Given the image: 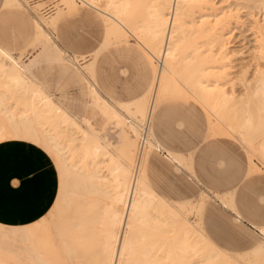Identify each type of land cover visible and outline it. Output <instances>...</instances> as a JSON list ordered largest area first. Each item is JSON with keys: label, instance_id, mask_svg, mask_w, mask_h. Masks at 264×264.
Returning a JSON list of instances; mask_svg holds the SVG:
<instances>
[{"label": "bare ground", "instance_id": "obj_1", "mask_svg": "<svg viewBox=\"0 0 264 264\" xmlns=\"http://www.w3.org/2000/svg\"><path fill=\"white\" fill-rule=\"evenodd\" d=\"M55 1L58 9L56 13L41 16L40 21L36 22V39L50 43L57 57L63 55L44 32L41 22L47 28H53L60 12L75 5H84L103 16L107 26L106 44L125 42L132 36L149 53L155 70L153 85L143 98L132 104L119 105L129 116L126 121L117 113L114 105L105 101L100 103L98 100H102L101 97L94 90L91 91L102 116L126 128L134 138L126 135L124 150L115 157L107 151L108 143H103L98 136L84 135L73 120L54 105L28 76L27 67L20 59L0 52V115L3 117L0 119V141L6 138L32 141L55 156L59 190L52 208L55 213L52 210L49 212L60 214L59 223L55 221L57 233L54 238L60 247L57 248L65 253L69 264H84V260H87V264H264V244L253 249L251 256L244 258L222 254L210 246L198 233L199 227L186 218L190 210L184 205L175 206L158 197L147 186L143 173L147 152L155 148L150 130L152 114L164 97L175 91L177 95L180 94L177 83L190 91L212 118L226 125L230 122L232 129L240 132L247 144L250 145L254 135L264 136V61L252 73L248 71L249 67H243V71L247 69L239 77L234 75L237 77L234 83L241 90L236 91L237 87L230 92V87H226L227 90L223 88L228 82L223 81L221 74L209 73L217 69L207 66L215 61L208 60L207 54L204 61L201 59V46L207 47L212 43L216 48L213 56H217L216 63L227 59L225 36L231 18L227 14V17H223L226 12L221 13L222 17L218 15L220 18L217 11L216 15L203 14L205 6L213 0ZM251 2L255 4H250V7L254 10L253 6L256 5L261 14L256 11L260 15L258 19L257 14L259 21L250 20L249 24L246 22L247 26L252 28L254 24L253 29H256L255 26L262 23L258 26L261 30L264 26V0ZM38 3L33 4L34 10L42 5ZM5 4L21 6L19 0H5ZM247 8L252 10L249 6ZM208 16L214 17L215 21L210 22ZM216 17L219 20L216 21ZM258 30V33L255 32L257 35H251H256L253 38L263 36L258 39L260 45L257 44L258 40L255 42L250 38V43H246L252 46L256 44L253 46L256 51L251 47L250 52L254 50L252 54L256 52L262 55L258 57V54L256 58L262 61L264 33ZM250 31L253 33V30ZM206 50L202 54L207 53ZM82 64L87 69L91 61ZM221 69L219 67L218 71L221 72ZM188 93L185 94L186 98L191 95L187 96ZM180 95L185 98L183 93ZM8 102H13V106L7 108ZM14 107H17L16 110ZM215 118L213 120L216 123ZM259 149L264 159V137ZM48 214L49 218L54 215ZM66 217L68 222L64 224ZM48 219L44 216L24 228L0 225L1 231H6L5 235L9 232L8 236H17L16 239L11 238L18 242V252L10 251L11 246L9 249L12 255L9 256L16 264L56 263L55 257L51 256L48 239L45 235L40 236L42 231L47 230ZM96 226L102 229L98 230ZM7 239L6 242L11 241ZM5 256H0L3 263H6Z\"/></svg>", "mask_w": 264, "mask_h": 264}, {"label": "rangeland", "instance_id": "obj_2", "mask_svg": "<svg viewBox=\"0 0 264 264\" xmlns=\"http://www.w3.org/2000/svg\"><path fill=\"white\" fill-rule=\"evenodd\" d=\"M225 1L222 3L223 0H213L205 6L208 10L202 13L211 16L218 12L217 16L222 17L226 12L223 17L228 15V18H231V21L227 18L230 24L229 28L227 26L225 36L227 59L216 63L217 56L213 57L216 51L214 43L212 46H201L200 55L203 61L206 54L208 60L215 61L206 64L217 68L210 70L209 73L221 74L223 81L228 82L223 88L227 90L230 87L231 92L238 87L234 83L236 75L239 77L248 67V71L252 73L254 69L263 65L264 59L262 61L256 59L262 55L256 52V55L252 54L254 50L256 51L254 48L256 44L253 47L246 43L250 39L256 42L263 36L253 38L262 23L257 24L256 29H253L254 24L252 28L247 26L250 20L259 21L261 11L256 5L253 6L254 11L252 6L250 7L252 4L250 0ZM1 2L2 0H0V51L20 59L26 65L27 73L39 84L54 105L64 111L76 127L85 133L84 135L98 136L103 143H108L107 151L116 157L119 151L124 150L126 135L134 138L126 128L117 126L114 121L102 116L100 107L90 93V87H93L101 97L102 100H98L100 103L105 101L111 106L114 105V109L126 121L129 116L119 104L136 100L147 91L153 76L154 61L132 36L128 37L127 42L105 44L101 17L87 7H78L61 13L55 28H47L45 23L41 22L44 32L57 43L61 51L76 56H88L85 63L93 61L92 68L87 71L83 68V61L72 63L59 59L52 51L50 43L35 38L34 23L39 22L41 16L56 13L58 9L55 0H19L20 7L4 8L1 7ZM34 3L42 5L34 10L32 8ZM248 6L252 10H249ZM213 18H209L210 22L215 21ZM217 20L219 19L216 17ZM263 27L259 30L264 33ZM250 30H253V33ZM254 33L256 35L252 36ZM247 47L250 49L253 47V52ZM205 50L207 53L202 54ZM219 67L223 68L221 72L218 71ZM243 67L247 68L243 71ZM223 81L222 83H225ZM177 84L180 94L183 93L182 96L188 92L187 96L191 95L184 98L175 91L176 95L174 93L172 96L167 95L156 108L150 130L160 150L147 152L149 158L146 163L147 182L159 197L175 206H186L190 210L186 212V218L199 227L198 233L201 238L214 249L234 258L251 256L253 249L264 244V235L259 232V227H264V159L259 153V145L264 136L261 138V135H254L250 139V145L247 144L243 141V135L232 129L230 122L226 125L213 117L217 120L216 124L212 116L201 107L200 102L196 101V97L184 89V86H180V83ZM238 88L235 90H241ZM13 104L8 102L7 108ZM15 108L17 107H14V110ZM1 117L2 115L0 119H3ZM223 132L225 135H221ZM31 142L10 138L0 141L1 225L10 222L25 224L41 215L48 219L49 216L46 214L50 213L51 216L55 213L54 209L52 210L58 187L53 164L54 161L56 165L55 156L48 153L49 156L42 148ZM169 154L174 155L176 159H171ZM8 177H16L19 180L18 186L9 191L6 184ZM51 210L54 213L49 212ZM58 217L60 218V214H54L47 220V230L42 231L40 236L45 235L48 239L51 256L55 257L56 263L69 264L67 256L63 251H59L60 247L54 238L57 233L55 221L57 220L58 224L61 219L58 220ZM67 222L66 217L64 224ZM96 228L102 229L99 226ZM2 232L3 229L2 231L0 229V256L6 255V263L0 261V264H16V261L11 259L10 251L18 252L16 249L18 242L15 240L17 236L12 234L8 236L9 232L5 235L4 230L2 239ZM6 239L13 242H6ZM87 263V260H84V264Z\"/></svg>", "mask_w": 264, "mask_h": 264}, {"label": "crops", "instance_id": "obj_3", "mask_svg": "<svg viewBox=\"0 0 264 264\" xmlns=\"http://www.w3.org/2000/svg\"><path fill=\"white\" fill-rule=\"evenodd\" d=\"M8 6H13V5H6L5 4V0H2V2H1V7L2 8H4V7H8ZM13 7H20V6H16V5H14ZM78 7H87V8H89V9H91V10H93V11H95V12H97L98 14H99V16L101 17V20H102V25H103V29H104V37H105V40H104V43L106 44V32H107V26H106V22H105V20H104V18H103V16L100 14V12H98V11H96V10H94L93 8H90V7H88V6H84V5H75V6H72V7H70V8H68V9H66L65 11H63V12H68V11H70V10H72V9H75V8H78ZM63 12H60L59 13V15H58V17H57V19H56V21H55V24H54V27L53 28H55V27H57L56 25H57V21H58V18H59V16H60V14L61 13H63ZM57 29V28H56ZM34 31H35V38H36V34H37V25H36V22L34 23ZM53 42V44H55V46H57V43L55 42V41H52ZM108 45V44H107ZM142 47V46H141ZM143 48V47H142ZM57 49L60 51V53L63 55V57H57V58H59V59H62V60H65V61H68V62H72V63H76V61H83L84 63H85V60L87 59V57L88 56H76V55H74V54H68V53H65V52H63V51H61L59 48H58V46H57ZM144 49V48H143ZM145 50V49H144ZM146 51V50H145ZM1 52V51H0ZM147 52V51H146ZM3 53V52H2ZM148 53V52H147ZM4 54H6V53H4ZM7 55H10V54H7ZM148 55H149V53H148ZM12 56V55H11ZM150 56V55H149ZM150 58H151V56H150ZM151 60H152V58H151ZM153 61V60H152ZM85 64H88V63H85ZM92 64H93V61H91V65L89 66V67H87V70H90L91 68H92ZM28 74V73H27ZM154 75H155V70H154V63H153V76H152V79H151V83H150V85H149V87H148V89H147V91L141 96V97H139V98H137L136 100H133V101H131V102H127V103H121V104H119V105H124V104H132V103H134V102H136V101H138V100H140L141 98H143L148 92H149V90H150V88L152 87V85H153V81H154ZM28 76L30 77V75L28 74ZM38 86H39V84L32 78V77H30ZM40 87V86H39ZM41 88V87H40ZM92 90H94L96 93H97V91L93 88V87H90V93H91V91ZM98 94V93H97ZM99 95V94H98ZM160 104V103H159ZM159 104L157 105V107L159 106ZM156 107V108H157ZM156 108H155V110H154V112H153V114H152V118H153V115H154V113H155V111H156ZM152 118H151V120H152ZM150 125H151V122H150ZM151 134H152V131H151ZM152 137H153V135H152ZM153 142H154V145H155V148H153V149H151L150 150V152H158L159 150H160V146L153 140ZM46 154H48L47 152H46ZM49 155V154H48ZM50 156V155H49ZM169 156H170V158L171 159H176L175 157H174V155H172V154H169ZM149 158H148V155H147V157H146V159H145V162H144V166H143V173H144V180H145V182H146V184H147V186L150 188V190L152 191V192H154L153 191V189L149 186V184H148V182H147V177H146V163H147V160H148ZM53 164H54V166H55V163H54V161H53ZM55 169H56V166H55ZM56 173H57V184H58V187H57V190H56V192H55V197H54V203H55V201H56V198H57V195H58V190H59V177H58V172H57V169H56ZM6 184H7V191H9V190H13V189H15L17 186H18V184H19V180L16 178V177H8V179H7V181H6ZM12 188V189H10V188ZM155 193V192H154ZM156 194V193H155ZM157 195V194H156ZM158 196V195H157ZM159 197V196H158ZM161 198V197H160ZM161 199H163V198H161ZM164 200V199H163ZM166 201V200H165ZM54 203H53V205H54ZM44 216H40V217H38L37 219H35V220H32V221H30V222H27V223H25V224H22V223H16V224H14L13 222H10V223H8V224H6V225H1V226H4V227H9V228H24V227H28V226H30V225H33V224H35L36 222H38L39 220H41L42 218H43ZM259 232L261 233V234H263L264 235V227H259Z\"/></svg>", "mask_w": 264, "mask_h": 264}]
</instances>
